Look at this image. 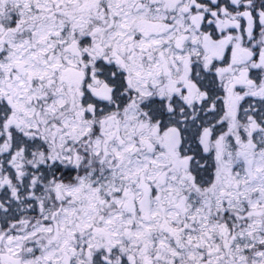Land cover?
I'll return each mask as SVG.
<instances>
[{
    "label": "snow or ice",
    "instance_id": "obj_1",
    "mask_svg": "<svg viewBox=\"0 0 264 264\" xmlns=\"http://www.w3.org/2000/svg\"><path fill=\"white\" fill-rule=\"evenodd\" d=\"M0 264H264V0H0Z\"/></svg>",
    "mask_w": 264,
    "mask_h": 264
}]
</instances>
